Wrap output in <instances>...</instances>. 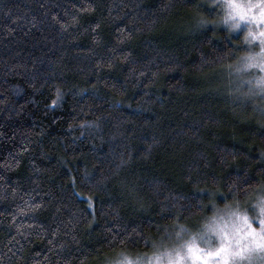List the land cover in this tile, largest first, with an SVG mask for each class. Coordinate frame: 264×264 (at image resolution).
I'll return each mask as SVG.
<instances>
[{"label":"trees","instance_id":"trees-1","mask_svg":"<svg viewBox=\"0 0 264 264\" xmlns=\"http://www.w3.org/2000/svg\"><path fill=\"white\" fill-rule=\"evenodd\" d=\"M208 0H0V264H104L264 182ZM220 74V75H218Z\"/></svg>","mask_w":264,"mask_h":264},{"label":"clouds","instance_id":"clouds-1","mask_svg":"<svg viewBox=\"0 0 264 264\" xmlns=\"http://www.w3.org/2000/svg\"><path fill=\"white\" fill-rule=\"evenodd\" d=\"M214 14L194 10L196 29L215 27L238 38L223 57L229 94L257 106L264 120V0H208ZM264 182L231 199L209 201L195 225L180 220L142 250L119 248L104 264H264Z\"/></svg>","mask_w":264,"mask_h":264},{"label":"rangeland","instance_id":"rangeland-1","mask_svg":"<svg viewBox=\"0 0 264 264\" xmlns=\"http://www.w3.org/2000/svg\"><path fill=\"white\" fill-rule=\"evenodd\" d=\"M221 71H222L223 74H221V75L218 74V75H220L219 77L222 79L223 86H224L225 88H228V87H226V74H225L223 68H221V69L219 70V73H221ZM228 89H229V88H228ZM233 96H234V95H233ZM234 97L237 98L236 96H234ZM237 99H238V98H237ZM238 100H240L241 102H245V103L249 104L252 110H254L255 112H258V113L260 114V112H259L257 106H255L254 104L249 103V102H246V101H243V100H241V99H238ZM263 121H264V120H263ZM263 128H264V124H263ZM263 160H264V159H263ZM196 222H197V221H192V223H191V222L189 221V224H191V225H195Z\"/></svg>","mask_w":264,"mask_h":264},{"label":"snow or ice","instance_id":"snow-or-ice-1","mask_svg":"<svg viewBox=\"0 0 264 264\" xmlns=\"http://www.w3.org/2000/svg\"><path fill=\"white\" fill-rule=\"evenodd\" d=\"M264 223V221H262ZM222 249H217L214 253H209V255L219 257L220 259L214 261V264H221V260H223V257L221 256Z\"/></svg>","mask_w":264,"mask_h":264}]
</instances>
